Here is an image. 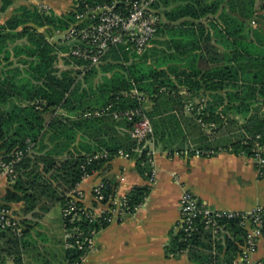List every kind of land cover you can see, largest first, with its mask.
Instances as JSON below:
<instances>
[{"label":"trees","instance_id":"obj_1","mask_svg":"<svg viewBox=\"0 0 264 264\" xmlns=\"http://www.w3.org/2000/svg\"><path fill=\"white\" fill-rule=\"evenodd\" d=\"M13 1L0 0V13ZM256 3L161 0L156 5L160 16L157 33L146 50L137 53L127 45L112 47L85 77L74 76L71 70L58 74L54 45L39 30L47 27L54 33L67 28L73 12L60 15L25 4L14 10L0 22V153L6 156L22 150L24 155L0 209L8 208L7 203L22 202L24 213L41 218L56 203L65 208L78 183L101 169L120 149L133 155L138 171L149 178L148 147L133 153L137 141L129 133L139 117L129 120L125 115L137 108L150 118L155 143L164 149L185 136L177 112L188 105L200 124L222 131L224 137L216 141L214 152L221 147L254 157L261 148L264 155V32L248 25L256 14ZM169 5L171 10H161ZM17 38L24 41L10 46ZM99 73L100 80L83 87L82 79L90 83ZM145 98L153 102L152 107L146 108ZM118 113L122 120L114 117ZM121 126L128 131L121 132ZM202 133L196 148L201 152L213 144ZM104 152L107 158L90 161ZM106 183L108 195L112 185ZM150 189L149 185L131 189L128 214L144 202ZM75 204L76 209L64 217L72 236L58 244L60 260L55 264H80L89 239L110 223L106 214L91 218L82 202ZM221 223L230 231L225 239L213 241L210 232L203 230L187 239L182 231L174 233L166 247L167 256L191 249L199 264H233L242 251L246 230L236 220ZM21 224V236L0 229V264L25 263L30 249L41 257L33 225L25 219ZM34 233L42 236L38 230ZM34 262L36 257L29 258L28 264Z\"/></svg>","mask_w":264,"mask_h":264},{"label":"crops","instance_id":"obj_2","mask_svg":"<svg viewBox=\"0 0 264 264\" xmlns=\"http://www.w3.org/2000/svg\"><path fill=\"white\" fill-rule=\"evenodd\" d=\"M43 2L58 14H65L71 4L69 0ZM248 25L264 32V0H257L256 14L248 20ZM144 101L146 108L153 106L148 98ZM177 114L185 129L184 137L174 139V144L167 149L157 145L154 138L146 143L148 150L153 153L155 182L149 183L148 178L138 171L136 158L119 154L123 150L120 149L101 169L78 183L77 189L83 193L86 205L93 203L94 187L101 180L111 183L117 199L128 196L135 186L151 187L144 202L133 213L121 219L115 215L108 226L94 234L92 248L80 264H199L193 259L191 249L169 256L166 254V247L177 232L175 226L180 216L179 199L184 191L195 193L212 208L250 211L258 205H264V177L259 175L253 157L221 147L214 152L216 141L224 137L222 131L210 130L200 124L190 113L188 105ZM114 117L123 119L119 113L114 114ZM193 125L197 127L194 129ZM118 129L121 132L128 131L125 126ZM201 132H209L212 135L209 137L215 138L211 149L203 152L196 149ZM193 149L196 152L190 154L189 151ZM9 186V180L0 173V204H5L2 198ZM7 205L12 216L20 221L28 220L33 225L35 247L42 252L33 264H48L46 259H50V264L59 261L58 244L65 242L67 237L61 203L51 206L41 218L34 217L33 212L24 213L22 202ZM36 223L39 224L35 226ZM36 230L42 236H36ZM251 260L264 264V234L251 254Z\"/></svg>","mask_w":264,"mask_h":264},{"label":"built area","instance_id":"obj_3","mask_svg":"<svg viewBox=\"0 0 264 264\" xmlns=\"http://www.w3.org/2000/svg\"><path fill=\"white\" fill-rule=\"evenodd\" d=\"M42 10L49 12L52 9L45 5L43 0H33ZM68 12H73L69 26L65 29H56L59 41L66 44L68 54L88 66H98L112 47L127 45L137 53H143L150 45L157 33L160 21L159 8L156 6L161 0H69ZM65 13V14H66ZM61 15V14H60ZM129 120L138 116L129 133L137 141L135 152L140 153L146 146L154 129L150 118L142 108L125 112ZM30 150V146L28 147ZM119 154L130 157L129 152L120 150ZM24 155L18 150L9 155L0 153V173L10 182L17 178L16 166ZM107 154H96L92 159L107 157ZM148 162L152 166L149 183L155 182L154 158L150 149L147 152ZM259 175L264 177V155L262 149L253 157ZM107 181L101 180L93 190L95 205L84 203L83 193L77 186L70 192L69 205L63 208V218L76 209V201L83 203V211L87 216L96 218L106 214L111 222L116 215L123 218L129 212L128 197L115 198L114 188L108 195L104 190L108 187ZM180 216L175 226L176 231H182L186 239L203 231L210 232L212 240L225 239L230 236L229 229L221 223L225 220H236L238 225L246 230L242 251L233 261V264H257L251 260V254L256 249L259 239L264 234V205H258L250 211H234L212 208L206 201L191 191H184L179 199ZM74 216H77L75 213ZM0 229L11 230L18 236L22 235L23 226L19 219L12 216L6 207L0 209ZM78 236L81 233H77ZM72 236L67 231L66 239ZM92 239H89L88 251L92 248ZM81 246V242L78 241ZM70 246V244H67ZM25 264V263H15Z\"/></svg>","mask_w":264,"mask_h":264},{"label":"rangeland","instance_id":"obj_4","mask_svg":"<svg viewBox=\"0 0 264 264\" xmlns=\"http://www.w3.org/2000/svg\"><path fill=\"white\" fill-rule=\"evenodd\" d=\"M24 4L28 5L30 7L36 5L33 0H14L13 4L8 8V10L0 13V22H4L8 17L11 16V14L14 12V10H16L18 7H20L21 5H24ZM171 8H172L171 5L163 6L161 8V10H163V12H164L165 9L171 10ZM56 14H58V13H56ZM39 30L41 32H43L46 39L49 40V42H51L54 45V54L56 56L55 66H57V68H59L58 74H60L61 71L71 70V71H73L72 74L74 76L85 77L86 73L89 71V69H91L92 66H88V65L72 58L68 54L69 49L66 46V44L59 41V35L58 34L51 33L47 27L39 28ZM10 40H12V39H10ZM12 41H15V42H12L10 44V46H13L14 44H20V42H23L24 39L17 38L16 40H12ZM9 42H11V41H9ZM13 61L17 64L20 63V62H18V58H16V57H13ZM101 77H102L101 73L97 74L92 79H90L91 80L90 83L88 81H85L84 79H82L83 87H88L91 83L100 80ZM92 80H93V82H92ZM210 135L211 134L209 132H206L207 138ZM153 138H154V134H153V136L150 137V139H153ZM214 139L215 138H213V137H211V138L209 137L208 138L209 143L210 142L212 143L213 142L212 140H214ZM38 253L39 252L36 249L35 250L30 249L28 256H29V258H32V257L38 258V256H39ZM29 258H27L25 260V264H28Z\"/></svg>","mask_w":264,"mask_h":264}]
</instances>
